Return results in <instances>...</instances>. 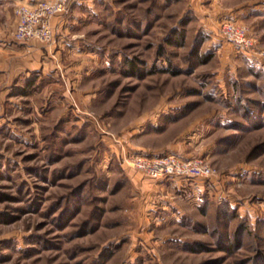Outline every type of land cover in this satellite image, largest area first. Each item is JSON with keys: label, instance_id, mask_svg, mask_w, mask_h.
I'll use <instances>...</instances> for the list:
<instances>
[{"label": "rangeland", "instance_id": "1", "mask_svg": "<svg viewBox=\"0 0 264 264\" xmlns=\"http://www.w3.org/2000/svg\"><path fill=\"white\" fill-rule=\"evenodd\" d=\"M4 1L0 264H264V62L218 33L264 0H68L17 55ZM170 154L216 173L123 162Z\"/></svg>", "mask_w": 264, "mask_h": 264}, {"label": "built area", "instance_id": "2", "mask_svg": "<svg viewBox=\"0 0 264 264\" xmlns=\"http://www.w3.org/2000/svg\"><path fill=\"white\" fill-rule=\"evenodd\" d=\"M68 0H40L34 4H18L14 8L16 26L12 38L17 42L38 40L50 44L53 40L52 19L67 10ZM218 33L227 41L243 50L253 52L264 62V48H259L258 41L246 25L232 21L223 22L218 27ZM127 166L145 175L155 177L180 176L183 178H210L216 170L206 160L199 158L180 159L170 154L155 156L124 157Z\"/></svg>", "mask_w": 264, "mask_h": 264}, {"label": "crops", "instance_id": "3", "mask_svg": "<svg viewBox=\"0 0 264 264\" xmlns=\"http://www.w3.org/2000/svg\"><path fill=\"white\" fill-rule=\"evenodd\" d=\"M3 1H4V0H3ZM38 1H40V0H10V2L13 3V4H16V3L34 4V3L38 2ZM4 2H5V1H4ZM15 24H16V16L14 17V21H13V23H12V25H13V30H14V28H15V26H16ZM53 24H54L55 27L57 26V17L54 18V20H53ZM59 28L62 29L61 26H60ZM14 42H15V43H11L10 46H8L6 50L9 51V52L14 51V52L16 53V55H17V53H18V54H21V53H22V49L19 48V46H18L20 43L17 42V41H15V40H14ZM16 43H17V44H16ZM26 44H27L28 46H29V45L37 46V45H38V42H37L36 40H33V41L28 42V43H26Z\"/></svg>", "mask_w": 264, "mask_h": 264}, {"label": "trees", "instance_id": "4", "mask_svg": "<svg viewBox=\"0 0 264 264\" xmlns=\"http://www.w3.org/2000/svg\"><path fill=\"white\" fill-rule=\"evenodd\" d=\"M128 66L131 68V69L129 70V72L133 74V72H134L135 69H136V68H134V66H135V65H134V61L129 60V61H128Z\"/></svg>", "mask_w": 264, "mask_h": 264}]
</instances>
